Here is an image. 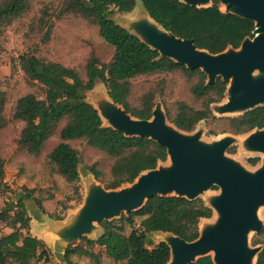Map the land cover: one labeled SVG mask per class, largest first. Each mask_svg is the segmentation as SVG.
<instances>
[{
  "label": "trees",
  "instance_id": "obj_1",
  "mask_svg": "<svg viewBox=\"0 0 264 264\" xmlns=\"http://www.w3.org/2000/svg\"><path fill=\"white\" fill-rule=\"evenodd\" d=\"M152 19L165 30L179 38L190 39L199 49L211 54L224 52L228 47L239 48L241 43L252 37L253 21L233 14H225L214 0L210 8L191 7L179 0H141ZM136 0H67L65 13L81 16L98 28L99 36L114 50L112 60L102 63L93 56L86 65L84 79L75 69L60 63L46 61L33 53L20 57L21 69L29 83L42 86L44 97L30 93L21 97L16 104L14 119L25 126L19 138V146L30 155L40 156L60 123L66 124L60 130L61 142L48 155L58 173L70 184L80 182L81 156L69 142L86 140L87 144L114 159L111 167L112 180L107 189H117L130 184L143 171L153 170L159 162L167 160L166 148L148 138H128L111 128L103 127L98 111L87 102V93L97 81H102L111 99L122 105L128 113L140 120H150L155 95L150 91L134 106L131 101L132 80L141 76L182 72L196 81L190 87L192 97L201 102L200 107L185 101L177 102L172 108L165 105L168 120L184 132H193L201 121L219 123L221 129L211 128L210 135H243L264 128V106L238 117L217 118L211 105L225 98L227 83L218 78L213 86L207 87V77L200 70H189L144 44L138 37L118 26L111 16L116 12L130 13ZM32 0H0V35L17 19L28 13ZM50 31V30H49ZM6 96L0 91V129L6 124ZM218 125V124H217ZM256 165L258 158L250 159ZM89 171L96 179L102 173L96 166ZM5 161L0 150V192L4 191ZM5 208L0 211V223L10 221L12 233L0 239V264H37L48 262L50 252L45 243L30 233L31 218L27 202L34 203L41 213L42 201L35 196V190L22 189L14 192ZM213 211L202 199L187 200L180 197L154 196L146 205L119 220L100 223L104 233L97 240L82 238V245L70 246L65 253L64 264H78L72 255L97 260L93 252L99 247L109 259L124 264H167L170 248L165 243L152 246L155 232L172 233L187 242L199 237L201 219H210ZM141 222L136 226V219ZM126 225L131 232L125 234ZM264 235V230L262 232ZM263 245L257 264H264V238L253 242ZM195 264H214L212 257L200 258Z\"/></svg>",
  "mask_w": 264,
  "mask_h": 264
},
{
  "label": "water",
  "instance_id": "obj_2",
  "mask_svg": "<svg viewBox=\"0 0 264 264\" xmlns=\"http://www.w3.org/2000/svg\"><path fill=\"white\" fill-rule=\"evenodd\" d=\"M179 1L197 8H210L214 2ZM218 2L223 13L255 23L252 37H247L239 48L228 47L219 54L199 49L193 40L179 38L165 30L151 18L141 0H136L134 10L126 13L132 16L139 5L141 12L133 19L119 23L112 18L113 15L111 19L157 51L160 58L171 59L189 70H200L207 77V87L221 78L228 84L225 101L212 104L211 111L217 118L238 117L264 106V0ZM155 25L163 31L159 32ZM99 82L103 85L100 86ZM87 102L98 111L103 127L128 138L145 137L156 142L166 148L167 160L159 162L153 170L140 173L133 183L123 184L126 186L117 189H105L96 184L90 171L79 170L80 177L87 178L84 202L67 220L57 222L52 228L46 225L43 214L34 203L27 205L31 225L35 220L43 226L39 228L41 234L53 236V248L61 264L65 263V253L74 241L80 238L97 240L103 235L100 225L103 221L120 219L123 214L128 216L142 209L154 196L180 197L190 201L202 199L201 196L213 186L220 188V194L209 198L208 202L202 200L213 211L210 219H216L213 223L207 222L210 219L200 220L196 240L187 242L172 233L152 234L158 238L159 244L165 243L170 248L167 264H195L208 256L212 257L214 264H250L253 259L257 264L263 245L250 246L249 234L264 230L257 213L264 206V165L255 172H249L233 164L226 152L236 142V136H225L221 142H207L203 139L205 131L200 127L204 121L193 132H184L169 122L161 103L155 101L152 118L137 119L111 99L102 81H97L93 90L87 93ZM235 113L237 116H227ZM248 135L242 141L247 151L264 155V128L255 129ZM203 222L209 226L205 232L200 228ZM95 233L97 238L92 239L90 236Z\"/></svg>",
  "mask_w": 264,
  "mask_h": 264
},
{
  "label": "rangeland",
  "instance_id": "obj_3",
  "mask_svg": "<svg viewBox=\"0 0 264 264\" xmlns=\"http://www.w3.org/2000/svg\"><path fill=\"white\" fill-rule=\"evenodd\" d=\"M66 1L32 0L30 11L17 19L0 35V91L4 92L6 96V124L0 129V150L5 161V189L0 192V211L5 208L14 192H20L24 188L35 190V196L43 204V218L50 228L57 222L67 220L81 208L87 190V178L80 177L78 184H70L58 173L56 166L48 159V155L61 142L60 130L66 124L65 120L60 123L56 133L47 142L40 156L30 155L19 146V138L25 124L13 117L17 101L30 93L39 98L44 97L41 85L29 83L21 69L20 57L23 54L33 53L46 61L60 63L75 69L85 79L86 65L93 56L102 63L108 64L114 55L113 48L99 36L98 28L95 25L79 15L64 12ZM223 7L226 8L224 5ZM140 12L141 9L138 5L136 13L132 16L116 12L112 18L119 23L126 19H133ZM195 81V78L190 79L182 72L137 77L132 80L131 101L134 106H138L141 97L152 91L155 95V103H161L164 110V104L172 108L179 101H185L198 108L201 102L195 100L190 93V87ZM98 84L103 85L101 82ZM101 90L104 91L103 88ZM223 100L225 101V99ZM237 114L227 116H237ZM200 127H203L205 131L203 139L207 142L213 140L218 142L226 138L225 136L232 135H210L211 128H222L219 127V123L204 121ZM248 134L233 135L236 136V142L227 150L226 156L241 168L255 172L264 165V155L260 152L247 151L245 142L242 141L249 136ZM69 144L80 153V172L89 171V167L95 165L97 170L102 173L100 178H95V182L107 189L106 187L112 180L111 167L114 159L100 150L90 147L86 140L70 141ZM254 158H258L256 165L249 162ZM220 192L219 187L213 186L201 198L208 202L209 198L218 196ZM26 205H30V202H27ZM258 217L264 224V206L259 208ZM215 219L216 217L207 222L213 223ZM140 222L141 219L137 218L135 225L138 226ZM9 224V220L0 223V239L13 232ZM40 227L43 228L35 220H32L30 232L45 243L50 252V260L37 264H61L53 248V236L41 234ZM206 227L209 226L204 222L201 223V229ZM130 232L131 228L126 225L125 234L128 235ZM90 237L96 239L97 235L95 233ZM263 238L262 232L250 233V246L255 247L253 242L263 240ZM151 240L152 246L159 244L156 236H152ZM77 245L86 247V242L80 238L70 246ZM93 252L98 255L97 260L76 255H72L71 258L78 264H124L114 262L106 257L104 251L99 247H95Z\"/></svg>",
  "mask_w": 264,
  "mask_h": 264
},
{
  "label": "bare ground",
  "instance_id": "obj_4",
  "mask_svg": "<svg viewBox=\"0 0 264 264\" xmlns=\"http://www.w3.org/2000/svg\"><path fill=\"white\" fill-rule=\"evenodd\" d=\"M224 6L227 7V5H225V4H224ZM151 22H152V24H154L152 20H151ZM155 28H156L159 32H162V31H163L162 28H161L160 26H158V25H155ZM105 121H106V120H104V123H106ZM106 124H107V123H106ZM223 140H224V139H223ZM221 141H222V140H220V141H218V142H221ZM233 164H234L235 166H237V167H240L239 165L235 164L234 162H233ZM240 168H241V167H240ZM257 213H258V212H257ZM200 228H201V225H200ZM208 228H209V227H208ZM208 228L206 227L205 229L203 228V229H201V230H202V232H205V231L208 230ZM250 264H255L254 259L251 261Z\"/></svg>",
  "mask_w": 264,
  "mask_h": 264
},
{
  "label": "flooded vegetation",
  "instance_id": "obj_5",
  "mask_svg": "<svg viewBox=\"0 0 264 264\" xmlns=\"http://www.w3.org/2000/svg\"><path fill=\"white\" fill-rule=\"evenodd\" d=\"M250 133V132H249Z\"/></svg>",
  "mask_w": 264,
  "mask_h": 264
}]
</instances>
